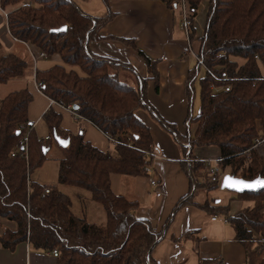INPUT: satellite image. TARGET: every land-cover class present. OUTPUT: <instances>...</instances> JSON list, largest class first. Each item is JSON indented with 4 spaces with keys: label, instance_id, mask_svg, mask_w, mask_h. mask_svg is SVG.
I'll use <instances>...</instances> for the list:
<instances>
[{
    "label": "trees",
    "instance_id": "obj_1",
    "mask_svg": "<svg viewBox=\"0 0 264 264\" xmlns=\"http://www.w3.org/2000/svg\"><path fill=\"white\" fill-rule=\"evenodd\" d=\"M174 1L167 0V5L172 7ZM204 2L207 12L202 36L196 37L192 25L190 41L196 56L217 80L209 74L197 80L198 68L188 72L187 121L197 128L192 137H186L148 106L146 79L137 78L132 87L120 79L122 70L131 69L127 64L88 50L91 42L103 39L99 33L114 16L110 10L101 17H92L71 0H0V8L8 10L6 22L13 39L61 59L60 64L47 70L35 71L39 91L61 105L75 106L76 114L119 142L113 150L99 151L82 134L63 130L61 115L51 107L41 118L48 137L39 139L28 119L31 93L22 89L6 95L0 102V218L15 223L16 230L0 235L2 248L12 251L28 242L34 250H56L57 264H155L151 253L162 240L172 214L197 204L189 195L180 199L164 229L156 233L147 220L136 217L137 201L112 193L110 174L145 176L143 169L151 164L143 153L152 150L150 131L136 117L141 109H147L172 132L183 151L184 144L191 149L220 150L219 170L215 173L202 162H182L196 189L216 191L225 169L233 177L264 179V150L261 155L253 148L256 141L263 140L264 144V0H187L192 23ZM62 27L64 31L56 32ZM126 42L134 46L131 40ZM145 62L157 88L156 62L146 58ZM30 73L28 62L15 54H4L0 43V84L25 79ZM196 80L199 112L192 118ZM26 133L27 161L22 149ZM57 138L66 140L67 146L60 147ZM53 144L61 151L58 184L89 192L91 200L104 210V224L76 217L66 195L56 187L30 179L47 160ZM45 189H49L48 194ZM233 200L253 205L233 215L229 205L199 206L231 225L235 239L246 248L248 264H264V249L258 251L253 245L254 234L264 237V189L235 194Z\"/></svg>",
    "mask_w": 264,
    "mask_h": 264
},
{
    "label": "crops",
    "instance_id": "obj_2",
    "mask_svg": "<svg viewBox=\"0 0 264 264\" xmlns=\"http://www.w3.org/2000/svg\"><path fill=\"white\" fill-rule=\"evenodd\" d=\"M71 1L83 13L92 17L103 16L107 9L113 13L112 20L99 33L103 39L91 42L88 50L96 56L127 64L132 70H122L120 79L130 86L135 87L137 78L146 79L148 106L153 108L165 123L174 126L179 135L192 137L197 125L187 121L189 110L185 98V81L189 71L198 68L197 80L204 76V71L196 59L186 51V42L179 26V16L174 9L175 1L172 2V7H169L167 0H99L100 8L96 11L89 8L91 0ZM202 4L207 5L206 2ZM3 12L8 14V10L4 11L0 8V43L3 52L17 55L27 61L31 68V73L25 78V87L22 89H27L32 95V102L28 106V119L37 137L39 139L48 137V129L41 118L51 107L61 115L60 125L63 130L72 134H82L85 141L101 152L113 150L114 145L95 125L83 118L74 117L51 104L50 98L35 89L33 66L25 43L11 37ZM195 21L197 20L193 21V28L196 37L200 38L205 19L200 28H197ZM128 40H131L134 46L126 42ZM33 50L38 51L35 48ZM145 58L156 62L157 88H155L153 74L149 71ZM45 59H53L56 64L61 63L59 56L54 55L39 59L36 65L38 63L43 65L42 60ZM50 67L38 69L36 66V70L43 71ZM197 80L195 98L191 108L192 118L196 117L199 112ZM136 117L150 131L152 151L162 157V159L152 160L150 164L153 169L151 177L156 178L157 184L151 186L148 176L126 177L110 174L112 193L137 201L139 207L136 217L147 220L156 233L164 229L166 221L180 199L189 195L192 202L197 204L181 207L172 214V220L165 229L162 240L151 253L155 264H211L209 263L211 261H220L222 264H248L246 248L235 239V232L231 225L222 216L210 214L200 207L205 203L216 207L230 206L235 196L234 193L221 198L215 191L206 192L196 189L182 167V162L186 164L202 162L210 169L218 168L220 150L216 151L217 147H205L207 151L203 152L202 148L191 149L184 144L183 151L174 134L147 109L138 110ZM196 150L200 156L194 155ZM58 158H61V151ZM58 158L56 163H53L56 176ZM37 170L32 173V178L30 175V179L40 185H46L43 184L44 180L36 175ZM56 188L70 199V208L76 217L85 218L91 224L105 223L104 210L91 200L89 192L59 185L58 182ZM238 202L237 209L233 213L230 211L231 215L250 206V203ZM6 230L15 231L16 225L0 218V235ZM0 264H57V258L51 252L34 250L28 242H24L12 251L0 246Z\"/></svg>",
    "mask_w": 264,
    "mask_h": 264
},
{
    "label": "built area",
    "instance_id": "obj_3",
    "mask_svg": "<svg viewBox=\"0 0 264 264\" xmlns=\"http://www.w3.org/2000/svg\"><path fill=\"white\" fill-rule=\"evenodd\" d=\"M174 9H176V11L178 13V16H179V19H180L179 20V26H180V29H181L182 34L184 36L185 42H186V51L188 52V54H190L191 56H193L196 59L198 65L203 69L204 75L205 74H209L211 77H213L214 79L217 80V78L214 77V75L211 74L206 69V67L204 66V64L202 63V61L196 56V54L193 51V47H192V44H191V41H190V33H191V27H192L193 23L189 19L188 9H187V0H176L175 3H174ZM3 15H4L5 18H7V13H4L3 12ZM25 46L27 48L28 56H29L30 61H31L32 66H33V77H34L35 76V71H36V63H37V61L39 59L47 58L48 56L43 51H39L38 50L37 52H35L33 50V48L30 45L26 44V43H25ZM34 87H35V89L37 91H39L38 85L35 82V79H34ZM213 90L218 91L220 89H216V88L213 87ZM224 90L225 91H228L229 90V87H225ZM50 103L56 105L57 107H59L60 109H62L64 111H67L68 113H70L74 117L81 118L78 114H76L74 112V110H73V108H72L71 105H67V106L61 105V104L57 103L56 101H54L52 99H50ZM105 135H106L107 139L113 145L119 143L116 140L110 138L107 134H105ZM27 136L28 135L26 133L25 136H24V139H23V144H22V149H23V153H24L23 155H24V159L26 161L28 160V140H27ZM44 139H46V138H44ZM127 141L130 142V139L128 138ZM261 143L263 144V140L256 141V143L253 146V148L258 149V146ZM143 153H144V156L147 159H150L151 161L154 160V159H162V157L160 155H157L152 150L145 151ZM187 161H189V160L187 159ZM204 162H206V161H204ZM213 162L216 163V161H213ZM143 171L145 173V176L150 177V185L151 186H155L157 184V180H156L155 177H151L152 174H153V169H152L151 165L145 166L144 169H143ZM210 171H211V173H215V172L218 171V168L217 167H213V168L210 169ZM45 193L48 194L49 193V189H45ZM212 220H215V218H212ZM253 245L258 248V251L263 250L264 249V237L261 236V235H258V234H254ZM51 254L54 257H56V258L58 256V252L56 250H53L51 252Z\"/></svg>",
    "mask_w": 264,
    "mask_h": 264
},
{
    "label": "rangeland",
    "instance_id": "obj_4",
    "mask_svg": "<svg viewBox=\"0 0 264 264\" xmlns=\"http://www.w3.org/2000/svg\"><path fill=\"white\" fill-rule=\"evenodd\" d=\"M90 7L89 8H91L92 9V11H96L97 9H99L100 8V2H99V0H91L90 1ZM205 8H206V10H205ZM206 12H207V5H205V4H202L201 6H200V8H199V10H198V13H197V15H196V17H195V19L197 20V21H195L196 22V26H197V28H200L201 26H202V24L204 23V19H205V17H206ZM7 19V18H6ZM194 19V20H195ZM180 20V19H179ZM204 28V27H203ZM203 30V29H202ZM203 33V32H202ZM199 39V38H198ZM197 39V40H198ZM193 51H194V49H193ZM194 53H195V51H194ZM196 54V53H195ZM43 61V65H40L39 63H38V65H36V66H38V69H41V68H45V67H49V66H52L54 63H55V60H53V59H45V60H42ZM239 62H241V60H239ZM37 64V63H36ZM56 64V63H55ZM74 70H76L79 74H81L82 75V73H81V71L78 69V68H76V67H74ZM25 83H26V80L25 79H21V80H18V79H14V80H9L7 83H5V84H0V102H1V100L7 95V94H9V93H11V92H14V91H17V90H20V89H22V88H24L25 87ZM115 145V144H114ZM53 146V148L48 152V154H47V162L44 164V166L42 167V168H40L39 170H37L36 171V175L39 177V178H41L42 180H44L43 182V184H46L47 186H52V187H57V176H56V170H55V168L53 167V163H56V159L58 158V157H60V150H59V148L56 146V145H52ZM196 148H202L203 150V152H205V151H207V150H205V147H196ZM216 149V151H218V148H215ZM263 150H264V144H260L259 146H258V152L262 155L263 154ZM200 153H198V150H196L195 152H194V155H196V156H200L199 155ZM59 159V158H58ZM228 169H225L222 173H223V175H226V174H228ZM223 175H222V177H223ZM32 176H33V174H31V178H32ZM222 179V178H221ZM28 184V183H27ZM219 188H220V186H219ZM64 189H69V188H64ZM71 189V188H70ZM215 193L217 194V195H219L221 198L222 197H225V196H230L232 193H230L229 191H226V190H217V191H215ZM235 195V194H234ZM227 200V199H226ZM228 201V200H227ZM226 201V202H227ZM231 202L232 203H230L229 201H228V203H230L231 205H230V211H231V213H233L234 211H235V209H237V207H238V205L239 204H237V203H239L238 201H232L231 200ZM227 203V204H228ZM247 204V203H246ZM253 204L252 203H250V206L249 207H251ZM262 213H263V215H264V209L262 210Z\"/></svg>",
    "mask_w": 264,
    "mask_h": 264
},
{
    "label": "water",
    "instance_id": "obj_5",
    "mask_svg": "<svg viewBox=\"0 0 264 264\" xmlns=\"http://www.w3.org/2000/svg\"><path fill=\"white\" fill-rule=\"evenodd\" d=\"M65 27H62L56 32L64 31ZM76 109V107H73ZM56 143L60 147H66L68 142L66 140L55 139ZM47 150H43L46 153ZM233 181H242L243 183H233ZM220 189L229 191L234 194H243V193H250V192H258L264 189V179L255 178L253 180H245L242 178H237L230 176L228 174L223 175L221 182H220Z\"/></svg>",
    "mask_w": 264,
    "mask_h": 264
},
{
    "label": "snow or ice",
    "instance_id": "obj_6",
    "mask_svg": "<svg viewBox=\"0 0 264 264\" xmlns=\"http://www.w3.org/2000/svg\"><path fill=\"white\" fill-rule=\"evenodd\" d=\"M233 183H243L242 181H233Z\"/></svg>",
    "mask_w": 264,
    "mask_h": 264
}]
</instances>
